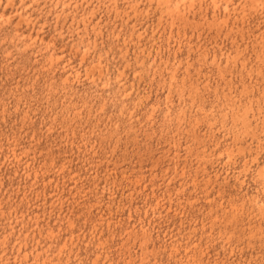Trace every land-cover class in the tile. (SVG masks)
Here are the masks:
<instances>
[{"label":"rangeland","instance_id":"1","mask_svg":"<svg viewBox=\"0 0 264 264\" xmlns=\"http://www.w3.org/2000/svg\"><path fill=\"white\" fill-rule=\"evenodd\" d=\"M263 145L264 0H0V264H264Z\"/></svg>","mask_w":264,"mask_h":264},{"label":"bare ground","instance_id":"2","mask_svg":"<svg viewBox=\"0 0 264 264\" xmlns=\"http://www.w3.org/2000/svg\"><path fill=\"white\" fill-rule=\"evenodd\" d=\"M86 1V0H85ZM128 1V0H127ZM183 2L185 1V0H182ZM211 1V0H210ZM101 2V1H100ZM2 3H3V0H2ZM77 3V2H76ZM83 4V3H82ZM81 4V5H82ZM112 4V3H111ZM214 5H216L215 3H214ZM231 5V4H230ZM97 6V5H96ZM180 7V6H179ZM216 7V6H215ZM228 8H229V6H227ZM107 8V7H106ZM89 9V8H88ZM108 10V9H107ZM116 10H119V9H116ZM229 11V10H228ZM14 12V11H13ZM27 12V11H26ZM182 12V11H181ZM22 13V12H21ZM186 13V12H185ZM203 13V12H202ZM229 13V12H228ZM263 13V12H262ZM16 14V13H15ZM14 14V15H15ZM18 14V13H17ZM121 14V13H120ZM184 15V14H183ZM215 16V15H214ZM2 17V16H1ZM15 17V16H14ZM116 17V16H115ZM9 20V19H8ZM86 21V20H85ZM177 21V20H176ZM28 22H29V20H28ZM13 23V22H12ZM19 23V22H18ZM20 23H21V21H20ZM98 25V24H97ZM130 25V24H129ZM128 25V26H129ZM15 27H17V26H15ZM103 27V26H102ZM137 29V28H136ZM168 30V29H167ZM33 33V32H32ZM82 35V34H81ZM37 36H38V34H37ZM97 36V35H96ZM188 36V35H187ZM171 37V36H170ZM35 38H37V37H35ZM32 39V38H31ZM33 40V39H32ZM42 40V39H41ZM43 41V40H42ZM34 42L35 43H37V40H34ZM31 43V42H30ZM101 59V58H100ZM240 60V59H239ZM54 62V61H53ZM54 64V63H53ZM96 65V64H95ZM97 69H98V67H97ZM255 69V68H254ZM98 70H100V72H101V68L100 69H98ZM233 71V70H232ZM257 71V70H256ZM102 72H103V70H102ZM190 72V71H189ZM73 76V75H72ZM77 76V75H76ZM89 77V76H88ZM225 77V76H224ZM190 78V77H189ZM68 79V78H67ZM80 80V79H79ZM69 83V82H68ZM185 83V82H184ZM127 88V87H126ZM182 90V89H181ZM252 92V91H251ZM260 93V92H259ZM187 95V94H186ZM197 97V96H196ZM193 98V97H192ZM201 98V97H200ZM67 99V98H66ZM197 99V98H196ZM240 99V98H239ZM216 102V101H215ZM260 103V102H259ZM233 106V105H232ZM261 106V105H260ZM260 109H261V107H260ZM262 111V110H261ZM207 112V111H206ZM246 113V112H245ZM233 114V113H232ZM187 115V114H186ZM258 116H260V115H258ZM214 118V117H213ZM221 118V117H220ZM242 118V117H241ZM257 118V117H256ZM218 119V118H217ZM189 123V122H188ZM201 124V123H200ZM249 124V123H248ZM214 126V125H213ZM196 131V130H195ZM210 131V130H209ZM230 133V132H229ZM240 134V133H239ZM247 134V133H246ZM239 136V135H238ZM210 139V138H209ZM207 143V142H206ZM213 144V143H212ZM238 144V143H237ZM261 145V144H260ZM258 146V145H257ZM264 146V145H263ZM190 148V147H189ZM251 148V147H250ZM258 150V149H257ZM242 151V150H241ZM211 152V151H210ZM209 152V153H210ZM259 153V152H258ZM16 156V155H15ZM260 156V155H259ZM237 158V157H236ZM236 160V159H235ZM258 162V161H257ZM227 163V162H226ZM231 163V162H230ZM261 175V174H260ZM132 182V181H131ZM138 184V183H137ZM223 206V205H222ZM233 207H235V205L233 206ZM238 207V206H237ZM236 208V207H235ZM232 213V212H231ZM142 247V246H141ZM182 248V247H181ZM187 248V247H186ZM145 249V248H144ZM177 249V248H176ZM178 250V249H177ZM142 251V250H141ZM178 252V251H177ZM187 255V254H186ZM134 259V258H133ZM190 260V259H189ZM188 260V261H189ZM142 264V263H141Z\"/></svg>","mask_w":264,"mask_h":264}]
</instances>
